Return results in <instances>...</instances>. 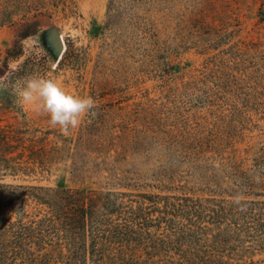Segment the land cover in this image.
I'll return each instance as SVG.
<instances>
[{"label":"rangeland","instance_id":"obj_1","mask_svg":"<svg viewBox=\"0 0 264 264\" xmlns=\"http://www.w3.org/2000/svg\"><path fill=\"white\" fill-rule=\"evenodd\" d=\"M0 79V264H264V0H0Z\"/></svg>","mask_w":264,"mask_h":264},{"label":"clouds","instance_id":"obj_2","mask_svg":"<svg viewBox=\"0 0 264 264\" xmlns=\"http://www.w3.org/2000/svg\"><path fill=\"white\" fill-rule=\"evenodd\" d=\"M5 86L0 79V87ZM13 91L21 104L47 115L51 126L58 127L65 136L78 128L85 116L94 115L93 109L97 106L91 96L72 93L57 80L43 76L13 85Z\"/></svg>","mask_w":264,"mask_h":264},{"label":"trees","instance_id":"obj_3","mask_svg":"<svg viewBox=\"0 0 264 264\" xmlns=\"http://www.w3.org/2000/svg\"><path fill=\"white\" fill-rule=\"evenodd\" d=\"M38 188H40V187H34V186H32L30 189H25V190H23L22 191V193L21 192H19L20 193V195L21 194H23V195H26V196H34V190H36V189H38ZM3 198L0 196V201L2 200Z\"/></svg>","mask_w":264,"mask_h":264},{"label":"water","instance_id":"obj_4","mask_svg":"<svg viewBox=\"0 0 264 264\" xmlns=\"http://www.w3.org/2000/svg\"><path fill=\"white\" fill-rule=\"evenodd\" d=\"M62 42H63V41L61 40V38L57 39V40L55 41V46H56L57 48L61 49V47L63 46V43H62Z\"/></svg>","mask_w":264,"mask_h":264},{"label":"bare ground","instance_id":"obj_5","mask_svg":"<svg viewBox=\"0 0 264 264\" xmlns=\"http://www.w3.org/2000/svg\"><path fill=\"white\" fill-rule=\"evenodd\" d=\"M62 43H63V42H62ZM62 49H64V44H63V46L61 47V50H62Z\"/></svg>","mask_w":264,"mask_h":264}]
</instances>
